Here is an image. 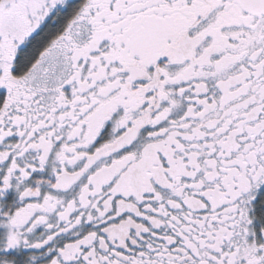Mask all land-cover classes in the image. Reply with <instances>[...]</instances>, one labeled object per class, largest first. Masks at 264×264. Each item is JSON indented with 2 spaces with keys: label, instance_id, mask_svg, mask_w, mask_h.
<instances>
[{
  "label": "snow or ice",
  "instance_id": "snow-or-ice-1",
  "mask_svg": "<svg viewBox=\"0 0 264 264\" xmlns=\"http://www.w3.org/2000/svg\"><path fill=\"white\" fill-rule=\"evenodd\" d=\"M0 264H264V0H0Z\"/></svg>",
  "mask_w": 264,
  "mask_h": 264
}]
</instances>
